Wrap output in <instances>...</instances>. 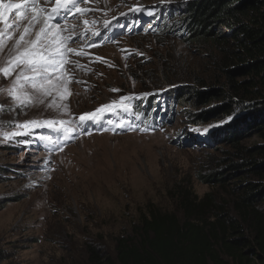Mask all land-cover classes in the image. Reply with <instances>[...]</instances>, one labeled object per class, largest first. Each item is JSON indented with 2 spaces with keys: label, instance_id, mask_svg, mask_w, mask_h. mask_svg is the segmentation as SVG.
Listing matches in <instances>:
<instances>
[{
  "label": "rangeland",
  "instance_id": "rangeland-1",
  "mask_svg": "<svg viewBox=\"0 0 264 264\" xmlns=\"http://www.w3.org/2000/svg\"><path fill=\"white\" fill-rule=\"evenodd\" d=\"M19 1L6 0V4ZM42 1L46 11L55 6L54 0ZM164 1L174 2L173 9L179 11L174 13H180L168 15L164 34L155 26L144 31L151 28L145 24L136 34L119 36L96 48L86 46L108 17L130 5ZM186 2L83 0L76 7L86 9L84 13L71 6L64 9L52 23L59 26L62 36L72 35L67 46L75 51L66 54L69 62L63 81L50 95L25 84L23 90L18 89V94H26L21 103L7 91L19 68L7 77L0 72V264H89L88 244L108 252L116 262V237L130 233L140 210L174 209L168 192L174 185L191 189L198 197L212 190L220 192L199 177L213 171L210 164L232 150L223 135L215 139V131L221 133L243 108L233 116L214 119L209 128H216L210 134L215 139L212 143L192 136L197 125H202L193 122V115L216 104L204 107L194 94L197 88L218 86L219 74L211 60L220 57V47L184 40L178 19L187 11ZM17 12L13 9L5 14L6 20L0 19V32H4L0 69L10 66L15 41L29 24L31 8L20 9L24 19ZM92 20L102 21L85 25L84 21ZM6 25L11 27L6 29ZM39 26L30 28L31 38ZM195 77L208 82L197 84ZM53 83H57L55 76ZM162 88L168 89V115L150 132L77 133L55 153L37 146L40 134L34 129L46 125L45 121L73 126L76 116L100 103L119 100L122 93ZM182 98L184 102L179 101ZM30 121L39 126H22ZM259 142L255 135L246 140ZM222 164L217 162L216 168Z\"/></svg>",
  "mask_w": 264,
  "mask_h": 264
},
{
  "label": "trees",
  "instance_id": "trees-1",
  "mask_svg": "<svg viewBox=\"0 0 264 264\" xmlns=\"http://www.w3.org/2000/svg\"><path fill=\"white\" fill-rule=\"evenodd\" d=\"M185 1L187 11L178 19L184 40L220 47V57L211 60L219 74L218 86L197 88L194 94L204 107L213 101L216 104L193 115V122L202 125H197L192 136H203L205 143H212L210 134L216 128H209L214 119L233 116L243 108L233 123L225 124L223 134L215 131V139L220 140L223 135V141L232 149L217 161L223 162L222 166L216 168L217 162L210 164L213 171L199 177L211 188H220V192L212 190L198 197L191 189L174 185L168 191L174 199V209L152 206L147 211L140 210L130 233L115 239L116 262L108 252L88 244L89 264H264V0ZM174 4L164 1L129 6L125 23L133 26L137 20L149 22L140 23L138 31L119 36L136 34L145 24L151 28L145 27L144 31L155 26L160 28L157 32L164 34L168 15L179 12L173 9ZM207 82L195 77L197 84ZM122 97H130L124 103L142 118L141 127L131 132H150L168 115L167 88L125 92L116 102ZM113 102L100 103L79 114L73 126L33 128L34 133L40 134L41 149L55 153L69 145V131L95 122L82 121L83 115L101 114L100 122L112 119L123 109ZM105 105L113 107L96 112ZM119 133L124 132L113 134ZM254 135L260 142L246 143Z\"/></svg>",
  "mask_w": 264,
  "mask_h": 264
},
{
  "label": "snow or ice",
  "instance_id": "snow-or-ice-1",
  "mask_svg": "<svg viewBox=\"0 0 264 264\" xmlns=\"http://www.w3.org/2000/svg\"><path fill=\"white\" fill-rule=\"evenodd\" d=\"M28 2L29 0H25L24 4H4L0 0V9H3L0 12V19L6 20V13H10L13 9L25 7ZM54 2L55 6L46 11L40 7L36 0H31L32 15L29 24L23 27V31L20 32L19 38L15 41L16 54L8 61L9 67L0 69V72L7 77L19 68L16 80L13 82V87L7 91L21 103L25 102L21 96H26V94L22 91L18 94V89L23 90L25 84L30 85L32 89L45 96L50 95L53 88L59 90V84L63 81L64 66L69 62L66 54L75 51L73 48L67 46V42L72 39V35L62 36L60 34L61 29L56 23H52V20L61 15L63 10L69 8V6L75 9L77 13H84L86 9L76 7V4L83 2V0H54ZM17 16L21 19L25 18L22 12H17ZM84 23L87 25L88 21H84ZM35 25L40 26L34 32V38H31L32 33H30V28L35 27ZM8 27H11V25H6V29ZM3 35L4 32H0V36ZM0 51H3L2 45H0ZM76 54L80 55L82 53L77 52ZM54 76L57 81L55 84L53 83ZM65 91H67L66 88ZM128 99L130 97H122L119 102L114 101L113 104H119L124 110H127L128 105L124 101ZM112 107V105H105L97 109L96 112L100 113L104 110H110ZM95 116L96 113H91L81 116L80 119L84 121L85 119H93ZM44 123L51 127L54 122L45 121ZM60 123L62 124L63 122ZM28 124L39 126L35 121L27 122L22 126H27Z\"/></svg>",
  "mask_w": 264,
  "mask_h": 264
},
{
  "label": "bare ground",
  "instance_id": "bare-ground-1",
  "mask_svg": "<svg viewBox=\"0 0 264 264\" xmlns=\"http://www.w3.org/2000/svg\"><path fill=\"white\" fill-rule=\"evenodd\" d=\"M2 2L4 4H6V0H2ZM36 2L40 5V7L45 8L47 6L46 2L42 1V0H36ZM18 3L20 4H24L25 0H20ZM29 8H31V0H29L28 4L25 5V7H22L21 10H28ZM3 9H0V12H2ZM20 12V9H19ZM32 15V12L30 14V16Z\"/></svg>",
  "mask_w": 264,
  "mask_h": 264
}]
</instances>
